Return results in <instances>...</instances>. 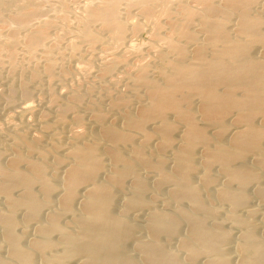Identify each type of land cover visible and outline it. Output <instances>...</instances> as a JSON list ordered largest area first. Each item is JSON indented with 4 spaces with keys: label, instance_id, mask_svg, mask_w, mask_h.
Instances as JSON below:
<instances>
[{
    "label": "bare ground",
    "instance_id": "obj_1",
    "mask_svg": "<svg viewBox=\"0 0 264 264\" xmlns=\"http://www.w3.org/2000/svg\"><path fill=\"white\" fill-rule=\"evenodd\" d=\"M168 1L84 2L76 41L68 49L93 42L103 31L108 38L100 50L112 51L126 27L118 8H134L149 25L148 35L162 45L154 51L156 78L139 61L128 66L130 58L120 71L132 93L116 92L106 100L113 113L109 121L97 111L84 121L83 134L63 135L61 146L53 141L38 146L32 137L11 133L0 140V254H5L0 264H232L225 250L230 236L220 228L219 214L238 230L237 264H264V231L257 235L255 214L246 207L251 197L264 207V0ZM20 4L0 0V11ZM30 12L12 15L15 26L3 40L6 46L21 31L20 43L30 53L41 46L43 36L26 31L35 14ZM156 13L165 28L161 38ZM129 25L130 33L138 31V24ZM66 30L59 29L54 40ZM126 48L134 51L131 44ZM46 63L43 71L49 73ZM98 64L104 75L114 67L110 60ZM132 210L144 212L142 221L125 219ZM29 224L35 225L34 235L23 246L20 237ZM168 240L176 242V250L167 247ZM128 245L134 253L125 250Z\"/></svg>",
    "mask_w": 264,
    "mask_h": 264
},
{
    "label": "rangeland",
    "instance_id": "obj_2",
    "mask_svg": "<svg viewBox=\"0 0 264 264\" xmlns=\"http://www.w3.org/2000/svg\"><path fill=\"white\" fill-rule=\"evenodd\" d=\"M86 1L87 0H53V1L52 0H18V2H22V4L18 5L19 9L15 6L9 5L6 9H3L0 11V42L2 41L1 42L2 44L0 43V137H1L0 140L4 139V138L6 139L5 136H10V133H11V136L12 135L13 136L22 135L27 139L32 137L31 140L34 143L36 141L37 145L39 143H41L42 146H45L47 143H51L53 141L52 143H55V144L58 143V145L61 146V145H63V143H65V141L67 139L64 137L65 135H66V137L70 138L73 136H78V135L83 134L85 132L84 129L87 127L86 125L90 119V116L93 114H97V111H98V114L103 115V118L105 121H107V120L109 121L108 118L112 119L113 113L111 112L112 114L110 115L111 110L107 107L105 108V106H107V104H108L107 101L112 100V98H114V96H115L114 93H116V92H122L123 91L122 93H124V92L127 93V91L129 90V92L127 94L124 93L126 96L127 95L129 96V93H132L131 87L129 86V81L126 79L125 75L123 73H121V71H123V69L126 67V62L128 63V60L130 58L133 59L134 61L129 60V63L127 64L128 66H129V64H132L135 61H139L140 63H142V65L143 64H144V66L146 65L145 67L148 70L147 74L149 75V73L152 72V73H150L151 76L150 75L149 76L151 78H156L155 72H156V70H157L156 68H158L159 64L157 65L158 61L154 58L156 55L154 53L156 52L155 50H157V51H158V49L160 50L162 45L159 44L160 41H158L155 38L153 39V37L151 35H148V34H150L149 25L146 24V26H145V23L141 22L140 18H138L139 16L137 15V12H135L137 10L134 8H132L133 10L130 9L132 13L130 12V10L129 11H123L122 7L118 8L117 16H118V18L120 16L119 19L120 20L122 19L121 21L123 22V24L126 27H125V32L123 35L124 37L122 39V42L112 51H110L108 53L101 51L104 47V45H102V44H105L107 41V40L105 41V38L106 37L108 38V34L106 32H103V31L98 32L97 39L94 40L93 42H91V43L82 42L73 51L68 49L67 45L76 41L75 40L76 39L75 37L77 35L75 32L76 19L78 16H81V10H82L84 4L86 3ZM168 2H170V0ZM169 8L171 9L172 6H170ZM37 9H38V11H37ZM41 9H42V11H41ZM159 9L160 8L158 7V11H159ZM254 9L257 10L256 7H254ZM254 9H253V11L257 12ZM120 11H122L123 13ZM15 12H19V13L30 12L32 14L35 13L37 15L36 16L34 14L35 19L33 18L31 23H30L31 28L28 26L29 28L28 27L26 28L28 30H26V29L25 30L26 31H33V30L38 31L43 36V41H42L41 46L34 47L32 49L31 53L25 48V46H23L24 45L23 42H22L23 45L20 43V41H22L21 38H22L23 31L18 32L19 35L21 33V37L19 38V35L17 34V36H15L13 38L11 44H9L10 46H6L4 44L5 43L4 41L12 33L11 32V31H13L12 29H14L15 25L13 22L14 20H13L12 15ZM38 13L40 15H38ZM124 13H126V15ZM123 14L125 15L124 18H122ZM130 14H131V16H130ZM132 14H134L135 16ZM157 14L158 13L155 14V20H156V23L158 25V29H157L156 33H157V38H161V35H163L165 32V28L162 25L163 23L161 22L162 17L157 16ZM121 15H122V17H121ZM60 16L62 17V19L60 18ZM130 17H133L134 22H133V19H131ZM126 19L128 22L130 21L131 23L126 22ZM129 19H131L132 21ZM41 21H42V23H41ZM124 21L128 24L126 25ZM138 21H139V23H138ZM12 22H13V24H12ZM132 23H136L139 25V29L135 33H130V25L129 24H132ZM142 24H144V25H142ZM31 25L32 26L35 25V26L32 27ZM36 25H38V26H36ZM128 27H129V29H128L129 31H127ZM58 28L64 29V30L67 29L66 31H68V33L66 32L65 33L66 35L62 34L59 38H57V40H54L56 38H54L53 36H56V34L59 30ZM96 28H98V27L95 26V24L91 26V29L94 31ZM161 33H163V34H161ZM198 34L199 33H197V36L200 35V34L199 35ZM152 41H155V42H152ZM123 42L125 45H123ZM53 43H54V45H52ZM99 43L101 44V47H100ZM129 44H131L134 47V51H132L133 53L131 52V50L127 49L128 46L126 48V45H129ZM46 45L48 47H46ZM155 45H157V46H155ZM158 45H161V46H158ZM44 47H45V49L40 50ZM120 48H122L123 50L125 49L124 52L122 49L120 50ZM44 50H45V52L43 53L42 51H44ZM126 50H128L127 53H125ZM262 50L263 49L257 51L258 56L262 55V54H260ZM118 52H120V53H118ZM118 55H119V57H118ZM137 57H139L140 60H138ZM153 59H155L157 62ZM109 60L112 61L114 64L113 70L106 73L105 75L101 74L98 70L99 68L98 69L96 68L98 66L100 67V65L98 63L101 64L103 61L107 62ZM45 62H47V63L49 62L51 64L50 69H49V73H45L43 71V67H44L43 65H45ZM116 62H118V63H116ZM150 63H151V66L149 65ZM120 64L123 65V68ZM117 65H120V66H117ZM80 68L82 70H80ZM95 68H96V70H95ZM114 69H117V70L119 69V71H117V72H119L121 76L119 75V73H118L119 76L118 75L116 76L117 73H116V70H114ZM120 69H122V70L120 71ZM154 69H155V71H154ZM39 70H41V72ZM27 73L28 74L30 73V74L28 75ZM33 73H36V77H33V75H32ZM114 73H116V74H114ZM98 74L104 75L105 77L103 76L104 77L103 78L101 75L99 76ZM152 74H153V77H152ZM94 75L98 78L99 77H101V78H99V79L95 78ZM110 75H111V77H110ZM108 77H110V78H108ZM123 78H124V81H123ZM109 79H111V80H109ZM17 80L19 81V83ZM24 80H28V81H24ZM104 81H106V82H104ZM107 81H108V83H107ZM22 82H24L25 84H23ZM109 82H110V86L108 85ZM121 82H122V84H121ZM20 84H22V85L20 86ZM99 84H100L101 88L103 86L102 89L100 88ZM120 84H121V87L124 88L123 90L119 86ZM12 85H13V87H14V85L16 87L13 88ZM17 88L19 91L17 90ZM110 88L111 89L113 88V90H111ZM118 89H119V91H118ZM22 90H24L25 93ZM100 90L102 91V93L100 92ZM130 90H131V92H130ZM5 91H6V94H5ZM82 91L84 92V94L86 93L85 96H84ZM73 92H74V95L76 96V98H75V96H72ZM22 93H24V94H22ZM92 93H94V94H92ZM102 94L105 95V98H103ZM79 96H80V98H79ZM64 99L67 101H65ZM87 99H88V101L89 100L90 101L88 102ZM66 102L69 104H67ZM96 102L98 104H96ZM73 103L78 108L79 111L77 110L76 107H74ZM80 105H82L83 107L81 106V108H80ZM84 106L88 109L87 111H86V108ZM91 106H93V107H91ZM99 106L102 108H100ZM95 107H97V108H95ZM55 109L56 110L59 109L61 111L63 110L62 114H59L58 113L59 110L56 111ZM89 109H90V111H89ZM81 110H82V112H81ZM94 110H95V112H94ZM66 111H69L70 114L67 113ZM80 112L82 113V115L80 114ZM59 115H60V117H59ZM69 115H71V116H69ZM53 118H55V119H53ZM83 118L84 119L87 118V119L83 120ZM51 121L54 123H52ZM71 121H73V122H71ZM75 121H77V123H75ZM84 121L85 122L87 121V123H85ZM50 122L52 124H50ZM44 125H45V127H44ZM67 127L68 128L71 127L72 130L68 129ZM37 128H39V129H37ZM65 128H67V130ZM54 129L55 130L58 129V130L55 131ZM11 130L15 135L11 132ZM38 130H40V131L38 132ZM63 130L68 132V133L63 132ZM51 131H53L52 135L50 134ZM8 132H9V134H6ZM28 132H29V134H28ZM41 132H43L42 135H41ZM58 132H61L60 133L61 135ZM42 136H44L45 139ZM47 137H49V138H47ZM44 141H45V143H44ZM41 144H39L38 146H40ZM214 177L218 178V176H216V175ZM261 180L263 181V182L262 181L261 182L264 183V175H262ZM254 198L255 197H251V201H249V203L246 207L248 210H251V211L253 210L255 215H253L252 218L254 221L255 220L256 221L255 222L253 220L252 221L255 224V228L257 227L255 229V232L257 233L258 236H260V235L262 236L263 235L262 232L264 231V223L261 222L262 217L260 215L264 214L263 213L264 207L262 204L260 205L259 201H257L256 198L254 200ZM217 209L221 210V211L224 210V208L220 205L217 206ZM131 212H127L125 214V219L130 221L132 224H137L138 222L142 221V218H143L142 214H144L143 211L139 212L137 210L135 212V210H132ZM241 212H243V213H241ZM241 212L238 213L239 216L244 217V219L247 218V215H246L247 212H245V211H241ZM43 213H45V211ZM257 215H259L260 217ZM217 217H218V220H220L219 223H220V228L223 229L222 231H224V232L226 231L230 236L229 241H227L225 244V250H226V252H228L227 255L231 254L229 256H232L231 257L232 259L234 258L233 259L234 262H232V264H237L238 261H237V258H235L236 254H235V251H233V250L235 247V243H234L236 240L235 238H237V236H238V230H235L234 228H232L233 226H229L230 224L228 222H225V221L222 222L223 217H221L220 214ZM226 223H228V225ZM260 224H261V226H259ZM34 226L35 225H33V224L30 226V224H29L28 227H25V229L27 230V232L29 234L26 233V235L23 234L20 237V243L23 242V243H21V245L24 244L26 246V244H27L26 242L30 240L29 238H31V237L33 238L34 232L32 230H34ZM16 231L19 232L20 228L17 229ZM31 231H32V233H31ZM25 238H27V239H25ZM232 241L234 244L232 243ZM167 247H169L170 250H173V251L176 250V248H177L176 242L174 240L173 241L168 240L167 241ZM171 247H173V248H171ZM131 249H132V247L130 245L126 246V248H125V250H127L129 253L132 254V252L134 253V251H133V249L132 250ZM231 250L234 252V256H233V253H231L232 252ZM4 255L5 254H2V252H1L0 256L4 257ZM178 255L181 256V254H179V253H178ZM71 264H77V263H71Z\"/></svg>",
    "mask_w": 264,
    "mask_h": 264
}]
</instances>
